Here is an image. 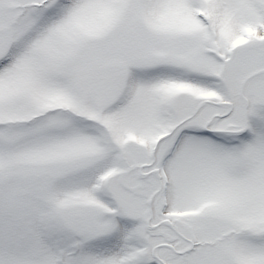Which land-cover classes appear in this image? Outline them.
Wrapping results in <instances>:
<instances>
[{
  "label": "snow or ice",
  "instance_id": "1",
  "mask_svg": "<svg viewBox=\"0 0 264 264\" xmlns=\"http://www.w3.org/2000/svg\"><path fill=\"white\" fill-rule=\"evenodd\" d=\"M0 264H264V0H0Z\"/></svg>",
  "mask_w": 264,
  "mask_h": 264
}]
</instances>
